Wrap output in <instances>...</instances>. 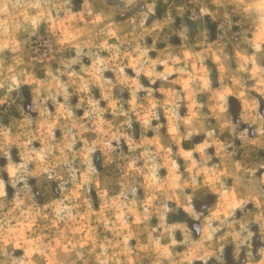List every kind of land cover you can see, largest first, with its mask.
<instances>
[{
    "label": "rangeland",
    "instance_id": "1",
    "mask_svg": "<svg viewBox=\"0 0 264 264\" xmlns=\"http://www.w3.org/2000/svg\"><path fill=\"white\" fill-rule=\"evenodd\" d=\"M236 263L264 264V0H0V264Z\"/></svg>",
    "mask_w": 264,
    "mask_h": 264
},
{
    "label": "water",
    "instance_id": "2",
    "mask_svg": "<svg viewBox=\"0 0 264 264\" xmlns=\"http://www.w3.org/2000/svg\"><path fill=\"white\" fill-rule=\"evenodd\" d=\"M192 227H193L194 229H196L197 231L200 230L199 226H198L197 224H195V223L192 224Z\"/></svg>",
    "mask_w": 264,
    "mask_h": 264
},
{
    "label": "flooded vegetation",
    "instance_id": "3",
    "mask_svg": "<svg viewBox=\"0 0 264 264\" xmlns=\"http://www.w3.org/2000/svg\"><path fill=\"white\" fill-rule=\"evenodd\" d=\"M236 264H238V263H236Z\"/></svg>",
    "mask_w": 264,
    "mask_h": 264
}]
</instances>
